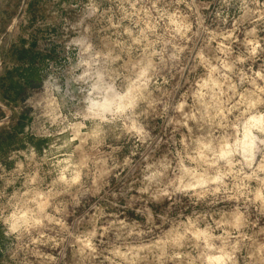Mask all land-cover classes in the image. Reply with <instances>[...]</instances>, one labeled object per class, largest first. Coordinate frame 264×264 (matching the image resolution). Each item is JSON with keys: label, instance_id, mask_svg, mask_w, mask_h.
Masks as SVG:
<instances>
[{"label": "clouds", "instance_id": "obj_1", "mask_svg": "<svg viewBox=\"0 0 264 264\" xmlns=\"http://www.w3.org/2000/svg\"><path fill=\"white\" fill-rule=\"evenodd\" d=\"M46 7L84 71L61 126L25 123L0 163V264H264V0ZM22 107L0 100V129Z\"/></svg>", "mask_w": 264, "mask_h": 264}, {"label": "rangeland", "instance_id": "obj_2", "mask_svg": "<svg viewBox=\"0 0 264 264\" xmlns=\"http://www.w3.org/2000/svg\"><path fill=\"white\" fill-rule=\"evenodd\" d=\"M47 3L50 0H0V58L3 61L0 63V100L23 105L19 115L13 113L15 123L11 126L12 130L0 129V163L8 169L14 167L15 162L6 159L7 154L24 147L17 132H21L24 124L34 119L37 126L58 129L63 117L68 115L69 105L76 102L78 82L74 77L84 71L83 66H76L79 61L78 48L72 47L63 52L62 45L54 39L63 35L62 24L55 20L40 23L51 19L47 13ZM62 15L71 18L68 12ZM13 19L19 21L20 29L15 39H12L13 33L7 32ZM243 38V32L237 34V41ZM242 47L238 42L233 44L234 49ZM31 96H34L31 104L24 105V101ZM33 112L36 113L35 117L30 115ZM3 116L0 110V118ZM70 119L76 122L74 118ZM60 135L63 137L65 133ZM29 142H33L31 138ZM60 142L55 137L45 136L36 139L34 147L38 155L43 156L53 143ZM78 143L79 139L73 140V144ZM51 151L55 153L56 150ZM63 151L60 150L61 153ZM56 159L63 160L65 157L57 155ZM51 166V163L41 165L44 169ZM108 179L110 183H115L111 175ZM105 211L115 209L106 208ZM104 219L101 217V220ZM51 255L55 256L56 252H51ZM3 259L6 257L0 253V260Z\"/></svg>", "mask_w": 264, "mask_h": 264}]
</instances>
